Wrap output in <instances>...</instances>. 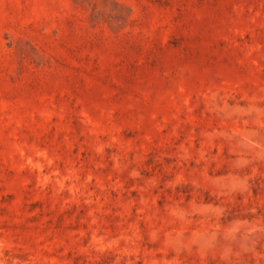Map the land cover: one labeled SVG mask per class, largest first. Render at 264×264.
<instances>
[{
  "label": "rangeland",
  "instance_id": "rangeland-1",
  "mask_svg": "<svg viewBox=\"0 0 264 264\" xmlns=\"http://www.w3.org/2000/svg\"><path fill=\"white\" fill-rule=\"evenodd\" d=\"M0 264H264V0H0Z\"/></svg>",
  "mask_w": 264,
  "mask_h": 264
}]
</instances>
